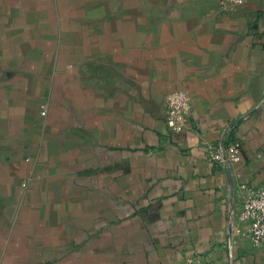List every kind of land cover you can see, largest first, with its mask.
Here are the masks:
<instances>
[{
  "label": "crops",
  "instance_id": "obj_1",
  "mask_svg": "<svg viewBox=\"0 0 264 264\" xmlns=\"http://www.w3.org/2000/svg\"><path fill=\"white\" fill-rule=\"evenodd\" d=\"M260 184L264 0H0V264H264Z\"/></svg>",
  "mask_w": 264,
  "mask_h": 264
},
{
  "label": "built area",
  "instance_id": "obj_2",
  "mask_svg": "<svg viewBox=\"0 0 264 264\" xmlns=\"http://www.w3.org/2000/svg\"><path fill=\"white\" fill-rule=\"evenodd\" d=\"M245 0H218L224 9H232ZM188 98L184 92L176 91L169 96L168 107L164 114V122L169 132L177 133L191 128L188 115ZM43 113V112H42ZM233 123L227 126L229 130ZM205 157L218 168H230L241 158V141L234 139L229 142L204 143ZM238 219L248 224L241 235L247 236L256 246L264 243V184L247 186L243 192L242 207ZM180 264H207L200 257H187Z\"/></svg>",
  "mask_w": 264,
  "mask_h": 264
},
{
  "label": "water",
  "instance_id": "obj_3",
  "mask_svg": "<svg viewBox=\"0 0 264 264\" xmlns=\"http://www.w3.org/2000/svg\"><path fill=\"white\" fill-rule=\"evenodd\" d=\"M224 170L228 171V170H229V168H228V167H225V169H224Z\"/></svg>",
  "mask_w": 264,
  "mask_h": 264
}]
</instances>
